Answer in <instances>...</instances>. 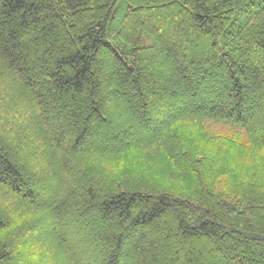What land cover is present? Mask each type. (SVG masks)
<instances>
[{
  "label": "trees",
  "instance_id": "16d2710c",
  "mask_svg": "<svg viewBox=\"0 0 264 264\" xmlns=\"http://www.w3.org/2000/svg\"><path fill=\"white\" fill-rule=\"evenodd\" d=\"M0 264H264V0H0Z\"/></svg>",
  "mask_w": 264,
  "mask_h": 264
},
{
  "label": "rangeland",
  "instance_id": "374dc122",
  "mask_svg": "<svg viewBox=\"0 0 264 264\" xmlns=\"http://www.w3.org/2000/svg\"><path fill=\"white\" fill-rule=\"evenodd\" d=\"M176 39V38H175ZM177 57L178 59H183V57L181 56V49H177ZM184 60V59H183ZM257 63V62H255ZM120 101V100H119ZM122 102V101H121ZM107 105V104H106ZM126 105V104H125ZM111 114H123V113H120L122 112L121 110L119 109H114L112 111H109ZM127 122L129 124H133L132 123V118H127ZM205 128L209 131H211L212 133H216V132H219V131H225V132H230L231 131V127L230 125L226 124V123H220V122H211V123H206L205 124Z\"/></svg>",
  "mask_w": 264,
  "mask_h": 264
}]
</instances>
